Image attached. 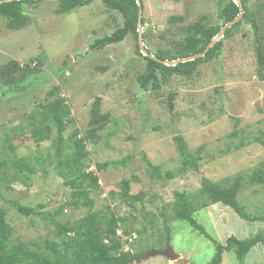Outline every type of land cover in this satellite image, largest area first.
I'll return each instance as SVG.
<instances>
[{
	"label": "rangeland",
	"instance_id": "obj_1",
	"mask_svg": "<svg viewBox=\"0 0 264 264\" xmlns=\"http://www.w3.org/2000/svg\"><path fill=\"white\" fill-rule=\"evenodd\" d=\"M57 2L38 0L29 5L31 21L22 30L9 29L7 20L0 17V64L10 59L26 64L34 58L31 65L35 68L31 72L42 78L31 90L18 95H5L0 90V136L4 132H19L17 136L11 135L14 155L27 157L36 170L29 179L24 174L10 186H1V203L9 209L13 242H41L58 237L53 225L38 215L19 213L11 207L12 202L26 206L42 204L43 211L53 213L71 199V188L64 184L55 167L56 127L50 138L41 143H36L27 130L31 123L28 115L35 104L46 100L53 87L60 86L75 120L64 135L68 137L78 131L85 139L88 170H95L99 176L101 187L91 193L94 209L126 217L118 231L124 240L129 237L125 248L144 253V259L135 264H183L159 254L146 257L152 249L163 250L168 245L192 264L207 263L215 253L214 243L188 221L176 218L171 203L175 192L191 194L199 191L205 180L224 182L237 173H250L264 161V146L253 140L264 136V67L256 58L250 25L243 24L226 39L220 57L202 64L194 76L173 75L159 89L146 91L137 80L146 61L137 54V41L131 34L101 49L91 46L97 38L122 25V14L109 9L101 0H92L58 15L54 11ZM142 3L144 30L152 35L149 44L153 49L170 47L172 40L178 38L179 23L170 22L169 18L183 15L184 23L188 24L207 14L217 20L219 8L218 0H142ZM171 93L173 107L169 105ZM96 98L101 100L100 114L107 119L99 124L92 119ZM234 130H238L239 138L234 136ZM178 132L191 150L205 144L200 167L170 180L155 179L141 154L145 152L163 172L176 169L180 165L174 142ZM241 138L253 142L237 149L236 143ZM66 145L67 156L71 144ZM128 155L133 160L125 167L96 170L97 163ZM132 177L137 179L131 183V194L143 197L133 206L120 195L121 180ZM197 196L192 197L193 202L200 200ZM238 198L248 212L264 213V186L245 184ZM64 210L65 221L89 211L87 207L76 208L71 204ZM194 217L223 244L231 235L245 239L264 227L262 222L242 219L223 203L199 208ZM168 223L169 230L165 227ZM127 229L129 233L125 234ZM245 262L264 264V243L254 246ZM221 264L241 262L234 251H227Z\"/></svg>",
	"mask_w": 264,
	"mask_h": 264
},
{
	"label": "trees",
	"instance_id": "obj_2",
	"mask_svg": "<svg viewBox=\"0 0 264 264\" xmlns=\"http://www.w3.org/2000/svg\"><path fill=\"white\" fill-rule=\"evenodd\" d=\"M38 0H12L0 3V17L7 20V27L18 31L24 29L31 21V15L27 7L33 5ZM55 13L58 15L67 14L78 7L91 3L92 0H57ZM109 9L119 11L123 16L122 25L116 26L111 34H106L91 45L92 48H104L109 44L119 43L131 34L135 40L136 52L145 61L144 71L137 76L141 88L146 91L159 89L163 83L173 75L182 77H192L197 69L205 63L212 62L220 57L223 51L224 41L231 38L238 29L248 23L252 32V42L256 58L260 66L264 67V0H241L245 9L243 18L229 27L219 41L212 46L208 52L194 60L180 62L176 65H167L160 60H176L178 58L203 52L211 40L218 34L220 29L227 23L234 20L240 13V7L234 0H218L217 20L212 16H203L192 23L185 24L183 15L169 18L170 22L179 23V34L177 39H173L170 47L151 48L150 35L146 29L143 31L145 49L156 58L145 55L139 45L138 37V12L137 0H101ZM252 9H254L252 11ZM143 25L146 20L143 17ZM164 39V35L162 36ZM39 58V57H38ZM31 59L26 64L10 59L4 64H0V90L5 95H18L31 90L41 80L40 76H33L31 72ZM26 68L28 71H26ZM19 79V81H18ZM61 87L55 86L47 92V99L35 104L32 113L28 115L30 126L27 129L30 136L36 143H41L50 138L53 127H56V156L55 167L59 176L66 186L71 188V199L62 204L58 210L45 212L44 205L26 206L17 202H12L11 207L25 216L38 215L50 223L55 228L58 239L46 238L39 241H20L14 243L12 240L13 226L8 221V207L2 202V185H9L21 179L24 174L28 179L35 173V166L27 157L16 156L15 147L11 145V135L18 133L4 132L0 136V264H135L144 259L143 252H134L126 249L129 237L123 239L121 229L122 223L126 222V217H117L114 213L104 209H94V200L91 193L100 189L99 176L95 170H88L89 152L85 147V139L78 135V131L66 137L64 132L68 125L75 122L71 105L67 98L61 93ZM169 105L173 107V94H170ZM100 98H96L93 106V123L99 124L107 120L100 114ZM237 127V126H235ZM155 129H157L155 127ZM24 131L23 129H21ZM21 131V133H22ZM25 132H23L24 134ZM233 134L239 138L238 130ZM254 142L264 146V136L255 137ZM253 140L245 141L241 138L236 143V148L247 146ZM174 142L178 151L180 165L174 170L163 172L160 165L152 163L145 152L141 156L145 161L150 174L155 179H173L189 171H196L200 167L205 144H200L195 150L189 148L188 142L181 133L174 136ZM71 144V153L64 155L66 144ZM133 160L132 155L122 157L118 160H107L96 164L97 171H104L112 166L118 168L125 167ZM14 175H11V172ZM11 177V179H9ZM136 177L123 179L120 182L122 200L130 205L142 201V195L131 194V183L136 181ZM245 184L264 186V161L248 174L237 173L223 181L213 182L205 180L202 188L191 194L185 192H175V199L171 203V209L176 218L186 220L190 225L210 239L215 246V253L210 261L205 264H221L223 254L227 251H234L241 264H246L245 260L250 250L257 244L264 243V227L262 230L245 239H240L235 235L227 238L223 244L215 237L211 236L204 226L194 217V213L199 208H206L215 203H223L231 207L242 219L250 222L259 221L264 224V213L253 214L247 211L246 207L239 203V195ZM200 196V200L194 201L192 197ZM2 198V199H1ZM73 205L76 208L87 207L89 211L72 221L63 220L66 205ZM136 219V215H132ZM169 230V223L165 226ZM124 233L128 234L129 229ZM128 236V235H127ZM192 264V263H189Z\"/></svg>",
	"mask_w": 264,
	"mask_h": 264
},
{
	"label": "water",
	"instance_id": "obj_3",
	"mask_svg": "<svg viewBox=\"0 0 264 264\" xmlns=\"http://www.w3.org/2000/svg\"><path fill=\"white\" fill-rule=\"evenodd\" d=\"M5 1H12V0H0L1 2H5ZM235 3L240 7V13L239 15L232 20L231 22L225 24L220 31L218 32V34L211 40V42L208 44V46L206 47V49L198 54H194V55H190L187 57H182V58H178L176 60H160L158 59L160 62H163L167 65H176L180 62H186V61H190V60H194L198 57H202L204 56L208 50L214 46V44L219 41L222 37H224L225 31L231 27L232 25H234L235 23H237L238 21H240L244 14H245V9L243 7L242 1L241 0H234ZM137 4L139 6V12H138V37H139V45L141 47V50L144 52L145 55H148L150 57L156 58L154 55L150 54L144 47V40H143V31H144V25H143V3L142 0H137ZM132 230V229H131ZM164 255L169 257L172 261H177V262H182L183 264H187L188 260L186 259H182L180 257V254L176 253L174 251V249L171 246H167L165 249L163 250H151L149 254L146 255V257L152 256V255Z\"/></svg>",
	"mask_w": 264,
	"mask_h": 264
},
{
	"label": "clouds",
	"instance_id": "obj_4",
	"mask_svg": "<svg viewBox=\"0 0 264 264\" xmlns=\"http://www.w3.org/2000/svg\"><path fill=\"white\" fill-rule=\"evenodd\" d=\"M180 257H181V255H180ZM182 258V257H181ZM182 259H186V258H182ZM186 260H188V259H186ZM190 262H189V260H188V264H189Z\"/></svg>",
	"mask_w": 264,
	"mask_h": 264
}]
</instances>
